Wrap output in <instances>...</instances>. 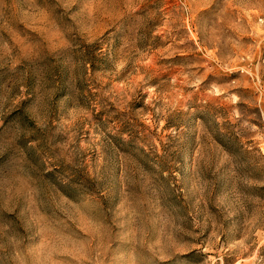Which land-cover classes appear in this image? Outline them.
Returning <instances> with one entry per match:
<instances>
[{
	"label": "rangeland",
	"instance_id": "374dc122",
	"mask_svg": "<svg viewBox=\"0 0 264 264\" xmlns=\"http://www.w3.org/2000/svg\"><path fill=\"white\" fill-rule=\"evenodd\" d=\"M0 264H264V0H0Z\"/></svg>",
	"mask_w": 264,
	"mask_h": 264
}]
</instances>
